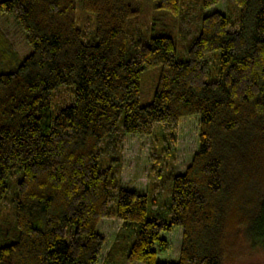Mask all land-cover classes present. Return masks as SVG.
Here are the masks:
<instances>
[{"label":"trees","instance_id":"obj_1","mask_svg":"<svg viewBox=\"0 0 264 264\" xmlns=\"http://www.w3.org/2000/svg\"><path fill=\"white\" fill-rule=\"evenodd\" d=\"M158 1L184 15L181 0ZM81 2L96 16L92 41L77 27V0H0L32 47L0 74V209L13 203L16 215L9 228L0 215V264H100L103 219L121 222L103 264L119 255L121 264H230L264 250V0H229L235 20L203 14L185 60L165 32L137 35L130 0ZM215 51L218 79L208 80ZM157 66L154 99L141 106V75ZM192 116L199 149L176 174V131ZM156 126L149 178L171 185L168 219L150 218L148 195L119 181L125 137H151ZM175 227L180 259L159 262L162 234Z\"/></svg>","mask_w":264,"mask_h":264},{"label":"rangeland","instance_id":"obj_2","mask_svg":"<svg viewBox=\"0 0 264 264\" xmlns=\"http://www.w3.org/2000/svg\"><path fill=\"white\" fill-rule=\"evenodd\" d=\"M183 3L184 15L175 17L172 14L159 8L158 0H130L131 4L140 11L137 35L150 38L152 34L161 31L172 36L177 45V58L185 60L188 47L192 44L195 36L192 31H199L198 20L205 13L223 11L224 14L235 20L238 17V10L229 0H221L217 6L209 8L206 11L203 7V0H181ZM77 27L81 29L85 38L92 41L96 35V16L87 12L82 6L81 0H77L76 7ZM192 19V20H191ZM183 20L191 21L184 32ZM32 52V47L27 43L25 34L16 22L15 17L6 12H0V74L10 73L16 70L17 66ZM220 51H215L209 70L208 80L218 79L220 66ZM161 67L157 66L142 73L141 75V94L140 105L150 104L154 99L156 86ZM200 116L182 118L176 131V149L170 162L171 167L176 174H183L190 165L193 156L199 149L200 138ZM161 128L156 126L151 137H140L127 135L125 137L122 153V170L119 175V181L123 188L147 194L149 197L148 215L150 218L161 217L168 219L165 205L169 201L171 185L163 184L160 181L159 186H151L150 180V158L151 149L156 140L161 139ZM160 142V141H159ZM164 176V175H163ZM161 179V177H160ZM165 181V178L162 179ZM16 179L9 181L10 191L6 198L13 200V188ZM156 203L157 205H154ZM2 221L9 228L15 224V208L10 203L5 208L0 209ZM121 228V222L117 219H103L97 228L98 232L106 238V244L100 256V264H103L108 253L113 246ZM163 238L168 241L169 248L166 252H158L157 260L165 263H177L180 259V249L182 241V230L175 227L170 233H163ZM14 241V240H13ZM117 260H124V256L119 255ZM141 264V263H126ZM230 264H264V250L251 249L246 252L239 260Z\"/></svg>","mask_w":264,"mask_h":264}]
</instances>
